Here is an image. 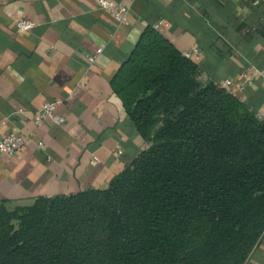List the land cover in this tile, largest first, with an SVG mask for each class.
<instances>
[{
    "label": "trees",
    "instance_id": "16d2710c",
    "mask_svg": "<svg viewBox=\"0 0 264 264\" xmlns=\"http://www.w3.org/2000/svg\"><path fill=\"white\" fill-rule=\"evenodd\" d=\"M149 26L112 88L146 143L105 188L0 201V264H245L264 233V120Z\"/></svg>",
    "mask_w": 264,
    "mask_h": 264
},
{
    "label": "crops",
    "instance_id": "0c3cea01",
    "mask_svg": "<svg viewBox=\"0 0 264 264\" xmlns=\"http://www.w3.org/2000/svg\"><path fill=\"white\" fill-rule=\"evenodd\" d=\"M116 1L130 8L126 24L98 0H0V132L26 139L22 150L0 159L7 206L105 188L148 147L112 88L145 28L189 52L201 83L239 84L245 72L264 68V0ZM20 17L35 26L20 31ZM52 99L62 101L64 123L36 124V110ZM243 99L264 120V75ZM260 238L245 264H264V233Z\"/></svg>",
    "mask_w": 264,
    "mask_h": 264
},
{
    "label": "built area",
    "instance_id": "2783aa9c",
    "mask_svg": "<svg viewBox=\"0 0 264 264\" xmlns=\"http://www.w3.org/2000/svg\"><path fill=\"white\" fill-rule=\"evenodd\" d=\"M98 6L105 11H109L119 24H126V22L129 21L131 11L127 4L119 3L116 0H98ZM16 24L20 31H28L35 26V21L31 18L20 17ZM98 50L101 51L100 49ZM186 55L190 56V53L186 52ZM262 75H264V68L257 72L249 70L244 73V79L241 83L236 84L233 80L226 78L222 85L223 88H227L231 93L238 95L242 99L243 91H245L255 79ZM61 102L62 101L59 99H52L44 102L35 112V123L41 124L46 120L57 124L64 123L65 116L58 109ZM18 110L19 112L25 111L22 108H19ZM258 116L261 118V115L258 114ZM25 143L26 139L21 133L14 131L2 134L0 132V159L4 156H14L15 153L23 149ZM39 146L42 147L43 144L39 143Z\"/></svg>",
    "mask_w": 264,
    "mask_h": 264
}]
</instances>
